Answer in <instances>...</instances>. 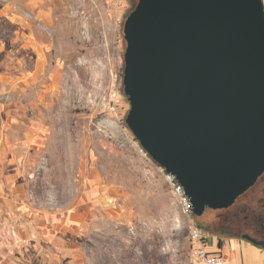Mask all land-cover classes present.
<instances>
[{"label":"rangeland","instance_id":"374dc122","mask_svg":"<svg viewBox=\"0 0 264 264\" xmlns=\"http://www.w3.org/2000/svg\"><path fill=\"white\" fill-rule=\"evenodd\" d=\"M125 1L118 21L110 0H0V164L21 207L67 214L65 244L32 264H201L193 225L264 239L263 181L195 216L128 127L124 25L138 0Z\"/></svg>","mask_w":264,"mask_h":264},{"label":"water","instance_id":"95a60500","mask_svg":"<svg viewBox=\"0 0 264 264\" xmlns=\"http://www.w3.org/2000/svg\"><path fill=\"white\" fill-rule=\"evenodd\" d=\"M124 35L128 127L195 216L230 208L264 173V0H138Z\"/></svg>","mask_w":264,"mask_h":264},{"label":"crops","instance_id":"0c3cea01","mask_svg":"<svg viewBox=\"0 0 264 264\" xmlns=\"http://www.w3.org/2000/svg\"><path fill=\"white\" fill-rule=\"evenodd\" d=\"M0 167V264H32L39 257L45 260L44 256H37L41 249L36 248L51 249L53 244H65L67 214L36 210L31 205L21 207L18 178L15 182L14 173L6 174L2 163ZM80 215L73 212L70 218L78 221ZM203 234L210 253L224 255L225 249H229L224 255L226 264H264L263 247L242 237L225 240L208 229ZM37 235L41 241L36 240Z\"/></svg>","mask_w":264,"mask_h":264},{"label":"built area","instance_id":"2783aa9c","mask_svg":"<svg viewBox=\"0 0 264 264\" xmlns=\"http://www.w3.org/2000/svg\"><path fill=\"white\" fill-rule=\"evenodd\" d=\"M110 3L116 19L122 21L127 2L125 0H110ZM166 177L178 202L185 210L192 213V205L183 186L172 174L166 172ZM190 238L194 245L195 255L201 264H226L225 256L222 253H210L208 251L207 240L198 226L193 225L190 231Z\"/></svg>","mask_w":264,"mask_h":264},{"label":"flooded vegetation","instance_id":"af4514ba","mask_svg":"<svg viewBox=\"0 0 264 264\" xmlns=\"http://www.w3.org/2000/svg\"><path fill=\"white\" fill-rule=\"evenodd\" d=\"M261 181H263V187H262V190H261V194H262V201L264 200V173L259 177V179H258V181L255 183V185L254 186H256V184H258V183H260ZM253 186V187H254ZM252 187V188H253ZM252 188H250V189H252ZM249 189V190H250ZM248 190V191H249ZM247 191V192H248ZM246 192V193H247ZM246 193H244V194H246ZM243 194V195H244ZM242 195V196H243ZM241 197V196H240ZM239 197V198H240ZM238 198V199H239ZM238 199L235 201V203H234V205L237 203V201H238ZM233 205V206H234ZM232 207V206H231ZM230 207V208H231ZM229 209V208H228ZM222 210H227V209H222ZM242 210H245V209H242L241 207H239V209H238V211H237V213H236V215H241L243 212H241ZM244 219H245V221H248L249 219H250V214H246V215H244ZM253 223H254V225H255V227H254V231H255V233L256 232H259V231H262V230H264L263 229V227H264V213H262V214H258V215H256L255 217H254V221H253ZM261 234H263V232H260ZM243 235H247V234H243ZM242 235V236H243ZM252 237V236H251ZM253 238H255V237H253ZM257 239V238H256ZM258 240H264V239H258Z\"/></svg>","mask_w":264,"mask_h":264}]
</instances>
